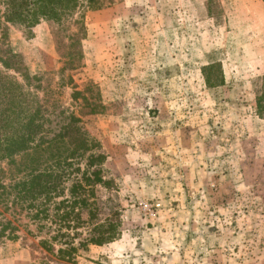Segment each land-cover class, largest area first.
<instances>
[{
	"label": "rangeland",
	"instance_id": "obj_1",
	"mask_svg": "<svg viewBox=\"0 0 264 264\" xmlns=\"http://www.w3.org/2000/svg\"><path fill=\"white\" fill-rule=\"evenodd\" d=\"M84 22L59 47L50 21L31 38L11 25L10 45L41 79L53 132L75 114L105 155L76 244L107 217L120 234L60 258L40 246L51 222L13 191L0 220L18 237L0 240V264H264L263 0H112Z\"/></svg>",
	"mask_w": 264,
	"mask_h": 264
},
{
	"label": "trees",
	"instance_id": "obj_2",
	"mask_svg": "<svg viewBox=\"0 0 264 264\" xmlns=\"http://www.w3.org/2000/svg\"><path fill=\"white\" fill-rule=\"evenodd\" d=\"M111 1L0 0V175L11 181L8 184L0 180V196L5 200L16 191L17 202L26 203L32 219L50 221L54 233L50 238L41 239L40 246L68 260L75 259L80 248L102 245L120 234L118 224L107 217L94 223L87 237L78 244L75 242L82 235L80 229L95 214L96 202L90 198L94 195V186L107 183L101 176V168H97L105 155L94 152L96 144L75 114L53 132L49 126L51 119L44 114L42 98L31 90V87H41L37 83L41 79L26 71L22 55L10 45L9 29L11 25L16 26L31 38L33 27L42 20L50 21L59 47L60 42L65 45L62 31L69 32L70 26L76 25L78 30L68 36L76 38L78 32H84L87 10L101 8ZM256 108L264 116V76L256 96ZM83 160L87 169H94L86 170L83 177L66 186V180L72 175L68 168ZM1 162L6 166H1ZM85 211L88 219L83 217ZM0 225V240L18 237L17 227L11 220H0Z\"/></svg>",
	"mask_w": 264,
	"mask_h": 264
},
{
	"label": "crops",
	"instance_id": "obj_3",
	"mask_svg": "<svg viewBox=\"0 0 264 264\" xmlns=\"http://www.w3.org/2000/svg\"><path fill=\"white\" fill-rule=\"evenodd\" d=\"M264 2V1H263Z\"/></svg>",
	"mask_w": 264,
	"mask_h": 264
}]
</instances>
